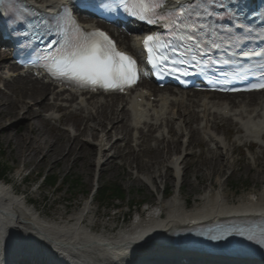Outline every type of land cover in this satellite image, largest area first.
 <instances>
[{
    "label": "bare ground",
    "instance_id": "bare-ground-1",
    "mask_svg": "<svg viewBox=\"0 0 264 264\" xmlns=\"http://www.w3.org/2000/svg\"><path fill=\"white\" fill-rule=\"evenodd\" d=\"M116 37L124 49L135 51V46L129 39L126 40L125 35ZM3 59L0 56V65ZM143 85L151 88L150 82L145 81ZM7 89L9 94L0 92V136L5 135L8 143L16 139L14 150L17 157L23 160V165L30 164L40 155L36 165L52 160V165L63 164L70 168L80 161L84 172L89 174L91 167L110 169L113 161L120 159L132 164L136 172L153 174L154 179L159 178L165 182L170 171L178 168L181 163V159L175 155L180 148L179 138L186 137L188 146L194 143L200 146L205 144L201 140V133H208L209 141L217 147L208 148L205 155L200 156L194 176L198 179L204 168L208 171L205 176L211 179L222 171V166L229 164L228 157L219 151L224 146L223 141L217 133H209L219 130L216 120L226 126L236 124L239 132L245 131L247 136L264 138V92L222 95L180 91L175 94L170 89L163 94L157 89L160 94L154 102L145 98L146 105L152 107L146 115H143L144 109L135 108L130 101H121L123 98L116 94L106 95L109 99L105 101L92 95L84 98L85 103L73 99V103L70 102L72 104L64 106L70 108L68 113L58 116L57 122L72 120L75 132L70 135L68 129L56 127L57 132L52 135L53 144L46 146L40 140V128L36 121L38 119L45 124L40 118V112L44 109H55L56 112L64 109L54 103L63 100L59 98L61 94L54 90L49 92L48 84L29 77L16 78L12 84L7 85ZM49 93L54 102H48ZM172 96L177 97V105L170 101ZM16 118L17 125H22V128H17L12 136L7 132L5 123ZM49 118L55 117L49 114ZM202 122L203 126L192 127L193 123ZM141 123L145 130L140 129ZM79 124L83 125L82 130L78 129ZM162 128L161 137L153 136L154 132ZM133 131L137 134L133 139L135 147L130 144ZM227 134L226 131L222 135L226 137ZM149 140L154 142L152 146L147 144ZM109 149L113 150L111 155L105 153ZM167 153L171 155L166 161ZM175 156L178 161L176 164L173 162ZM255 175L260 176V172ZM181 177L183 182L178 188L179 195L186 181L187 169L182 171ZM1 183L0 264H14L20 257L31 256L49 262L54 260L51 264H136L143 258L173 264V251L152 243L150 237L156 229L212 222L236 215H264V187L257 194L239 196L236 202L228 201L222 190L206 191L200 197L203 203L195 204L194 207H187L186 202L182 204L174 194L161 203L160 209L165 212L161 220H154L156 210H148L141 224L132 223L129 232L106 237L101 233L89 232L86 226L80 225L89 210L88 204L72 221L46 222L39 220L35 213L24 207L18 195H11L9 184Z\"/></svg>",
    "mask_w": 264,
    "mask_h": 264
},
{
    "label": "rangeland",
    "instance_id": "rangeland-1",
    "mask_svg": "<svg viewBox=\"0 0 264 264\" xmlns=\"http://www.w3.org/2000/svg\"><path fill=\"white\" fill-rule=\"evenodd\" d=\"M2 88L4 91L9 92L4 87ZM33 108L36 109V107ZM47 110L45 109L44 112H47ZM68 111L64 110L65 113ZM17 120L16 118L15 120H8L5 123L7 132L12 136L15 134L17 128H22V125H17ZM73 120H75V117ZM69 121L61 123L44 121V124L41 123V120L37 119L36 123L40 128L39 137L41 142L45 145L47 144L46 146L52 145L54 142L52 135L57 132V128L67 129V127L74 126V122L72 120ZM216 123L219 130L213 132L217 133L221 139L225 137L222 135L224 132L227 131L228 133L223 142L224 146L223 148H219V151H222L228 157L229 164L222 166V171L211 179L205 176L208 171L204 168L201 171L202 175L196 179L194 170L196 165L200 163V156L205 155L208 148H216V144L210 142L205 133H201V140L205 144H200V146L195 143L193 146H188L186 137L179 138L180 148L179 151L175 152V155L182 158L177 168L179 185L183 182L181 177L182 171L187 169V177L183 183L179 201L182 204L186 202L188 207L202 204L203 200L200 197L206 191L215 192L222 190L226 194L228 201L236 202L239 196H246L248 193L257 194L264 187V141H262V144L256 145L255 143H251V138L237 131L236 124L226 126L225 123L219 120H216ZM203 125V122L193 123L192 127ZM82 128L83 125L79 124L78 129L82 130ZM154 135L160 136L159 133H154ZM132 136L135 139L134 133H132ZM81 139L84 140V137L81 136ZM15 141L16 139L14 138L11 143H8L5 140V135L0 136V163L6 167L5 180L11 179V184L16 188L17 194L31 198L35 208L42 214L54 218L57 223L65 221L60 218H67V216H63L66 212L68 215L77 211L80 212L88 204L89 213L86 223L92 224L97 233H102L106 237H112L117 235L123 217L134 215L136 209H144L145 204L151 207L156 206L159 203L160 194L164 188L169 189V196L174 195L176 185L175 169L170 171L169 178L164 182L159 178L154 179L153 174L136 172L132 164L124 163L120 159H115L113 167L110 169L102 170L91 167L92 170L89 174L84 172V166H82L80 161H77L70 168H67L63 164L52 165V160L36 165L40 159V155L30 164L23 165V160L17 157L14 150ZM130 144L134 146L135 141H131ZM147 144L152 146L154 142L149 140ZM105 153L111 155L113 150H106ZM170 155L171 153L165 154L166 161ZM20 171L22 175L30 172L29 178L23 184H20L19 179H17V176H19L17 173ZM256 172H260V176H256ZM45 174L55 175L60 189L55 188L56 186L54 188L49 187L45 183L43 187L36 190V187L41 183V175ZM15 177H17L16 180H14ZM109 183L119 185L122 188V198L99 199L95 188L98 189L102 185ZM141 202H143L142 205ZM112 229H116L117 232L114 231L111 234L110 231Z\"/></svg>",
    "mask_w": 264,
    "mask_h": 264
},
{
    "label": "snow or ice",
    "instance_id": "snow-or-ice-1",
    "mask_svg": "<svg viewBox=\"0 0 264 264\" xmlns=\"http://www.w3.org/2000/svg\"><path fill=\"white\" fill-rule=\"evenodd\" d=\"M3 3V0H0ZM124 11L139 21L149 25H161L168 30V36L163 34H149L143 38V49L147 55V63L157 70L158 75H171L179 79L189 75L186 65L195 67L202 63L206 55L198 34L208 26L205 24L189 23L193 17L219 16L208 10L205 5L218 4L225 7L224 0H202L193 4L191 0L187 6L179 9H169L166 0H121ZM114 11V9H109ZM233 19H239V11L230 12ZM66 23L61 28L62 41H51L47 48H53L59 43L54 53L46 54L47 70L55 77L81 87H96L106 90L117 89L123 91L131 87L139 78L136 60L126 52L117 49L115 42L99 29L86 31L82 29L65 12ZM20 17H17L19 19ZM215 35V32L212 33ZM39 39V37H36ZM212 48H219L215 41ZM239 55L250 57L254 52L241 51ZM201 59H197V57ZM229 63V61H224ZM203 71V67H201ZM264 75V74H262ZM254 88H264V83L258 82ZM231 233H229L230 235ZM244 235L243 232L239 233ZM222 237H212L220 239ZM249 240H255L264 246V232L259 237L249 235Z\"/></svg>",
    "mask_w": 264,
    "mask_h": 264
},
{
    "label": "trees",
    "instance_id": "trees-1",
    "mask_svg": "<svg viewBox=\"0 0 264 264\" xmlns=\"http://www.w3.org/2000/svg\"><path fill=\"white\" fill-rule=\"evenodd\" d=\"M6 175V167L2 166L0 163V177H4ZM43 180L51 186L57 185L58 179L55 175H45L43 176ZM97 194L99 199H120L123 197V190L119 185L109 183L102 185L98 190Z\"/></svg>",
    "mask_w": 264,
    "mask_h": 264
}]
</instances>
